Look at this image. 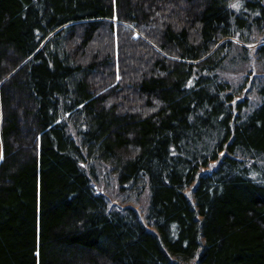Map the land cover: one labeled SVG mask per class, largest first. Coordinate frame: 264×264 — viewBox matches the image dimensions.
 <instances>
[{
  "label": "trees",
  "instance_id": "obj_1",
  "mask_svg": "<svg viewBox=\"0 0 264 264\" xmlns=\"http://www.w3.org/2000/svg\"><path fill=\"white\" fill-rule=\"evenodd\" d=\"M0 148V264H264V0H0Z\"/></svg>",
  "mask_w": 264,
  "mask_h": 264
},
{
  "label": "rangeland",
  "instance_id": "obj_2",
  "mask_svg": "<svg viewBox=\"0 0 264 264\" xmlns=\"http://www.w3.org/2000/svg\"><path fill=\"white\" fill-rule=\"evenodd\" d=\"M27 147V146H26ZM0 158H1V148H0Z\"/></svg>",
  "mask_w": 264,
  "mask_h": 264
},
{
  "label": "snow or ice",
  "instance_id": "obj_3",
  "mask_svg": "<svg viewBox=\"0 0 264 264\" xmlns=\"http://www.w3.org/2000/svg\"><path fill=\"white\" fill-rule=\"evenodd\" d=\"M235 6V5H234Z\"/></svg>",
  "mask_w": 264,
  "mask_h": 264
}]
</instances>
